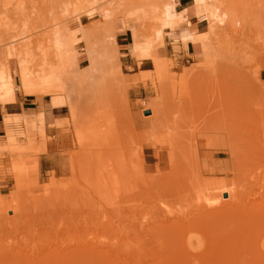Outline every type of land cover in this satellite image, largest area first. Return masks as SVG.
<instances>
[{
    "label": "rangeland",
    "instance_id": "374dc122",
    "mask_svg": "<svg viewBox=\"0 0 264 264\" xmlns=\"http://www.w3.org/2000/svg\"><path fill=\"white\" fill-rule=\"evenodd\" d=\"M64 1L0 0V79L37 113L0 122V264H264V0L179 27ZM80 22L56 75L47 35Z\"/></svg>",
    "mask_w": 264,
    "mask_h": 264
},
{
    "label": "bare ground",
    "instance_id": "6f19581e",
    "mask_svg": "<svg viewBox=\"0 0 264 264\" xmlns=\"http://www.w3.org/2000/svg\"><path fill=\"white\" fill-rule=\"evenodd\" d=\"M72 1L73 0L64 1L65 12H69V6L72 4ZM80 1L81 0H76V2H80ZM113 1L108 3L107 6H103L100 8L99 15L104 22H110L114 20L116 14L122 12L124 9L133 7L131 5L132 2L129 5H125L124 7L122 4L118 3L122 0H117L116 2ZM150 1L153 3L152 12L153 15L155 16V21L158 23H164L167 26L172 25L173 27H179L182 23L186 21L188 22L189 18L186 19L185 17L187 14L195 15L200 18L203 17V19L206 18V15L213 17L214 19H216L219 25L224 24L226 20L225 18L226 13L221 12L219 7L214 5L211 7L208 6V3L211 0H194L192 8L189 10L185 9L182 12L177 10L176 0H170L169 2L165 0H150ZM203 9L205 10V12H207L206 15L202 12ZM215 33H216L215 28L211 27L210 35L209 34L205 35L206 36L205 42L207 43L208 41H210L211 36L214 35ZM76 34H80L82 39L86 41L87 40L86 24H82L80 22V28L79 30L76 31L69 30L68 28H60L59 26H56L47 35L48 41L52 45V49L55 51L57 58L60 60L59 68L53 70V73L56 72V75H63L68 69L79 67V59L76 55L77 40L74 38ZM196 36L197 34L194 33L192 30H187L183 33L182 39L184 41H190L194 39ZM116 54L119 55L120 53L117 51ZM94 59L95 57L93 58V60ZM96 59L98 60L100 70L104 68L106 63H113V61L115 60L113 59L112 52L109 50L107 46L102 47V51L97 56ZM22 79H23L24 90L27 93V95H29L31 93V89L27 82V75H22ZM98 84L99 83H97L96 85ZM100 84L98 85L99 87ZM95 86H93L94 89L99 88L98 86L97 87ZM91 90H93L92 86H91ZM0 97L1 99H7V98L13 99V89L12 86L9 85V81L7 77H3L0 79Z\"/></svg>",
    "mask_w": 264,
    "mask_h": 264
},
{
    "label": "crops",
    "instance_id": "0c3cea01",
    "mask_svg": "<svg viewBox=\"0 0 264 264\" xmlns=\"http://www.w3.org/2000/svg\"><path fill=\"white\" fill-rule=\"evenodd\" d=\"M177 10H178V7L180 8V12L184 11L185 9L186 10H189L192 8L193 6V0H177ZM196 19V16L195 15H190L189 17V23L186 21L184 23H188L189 26H193V22L192 21H195ZM182 23V24H184ZM196 25V24H195ZM122 27V26H121ZM121 28H119L118 30H120ZM74 31V30H73ZM184 33V32H183ZM127 34V32H124L122 33V35H125ZM118 36V35H117ZM116 36V43L118 41V38ZM118 46L120 47L119 44H117V48ZM126 45H123L122 47H125ZM193 47V44L192 43H189L188 44V49L190 51V48ZM119 52V51H118ZM120 53V52H119ZM263 77H264V74H263ZM5 106H2L0 104V122L2 121V118H3V112L5 111L8 115L10 116H35L37 113H31V110L35 111L36 108H33L32 106H35L34 102H21V101H17V97L15 95V92L13 94V99L4 104ZM54 109V108H53ZM42 164L44 165V162L42 160Z\"/></svg>",
    "mask_w": 264,
    "mask_h": 264
},
{
    "label": "water",
    "instance_id": "95a60500",
    "mask_svg": "<svg viewBox=\"0 0 264 264\" xmlns=\"http://www.w3.org/2000/svg\"><path fill=\"white\" fill-rule=\"evenodd\" d=\"M150 114H151V112H150V111L146 112V115H150ZM226 196H227V195H226ZM226 196H225V197H226Z\"/></svg>",
    "mask_w": 264,
    "mask_h": 264
}]
</instances>
